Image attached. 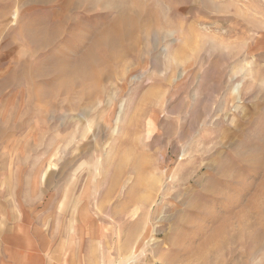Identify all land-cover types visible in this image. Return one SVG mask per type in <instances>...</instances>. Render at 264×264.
<instances>
[{"label": "rangeland", "instance_id": "obj_1", "mask_svg": "<svg viewBox=\"0 0 264 264\" xmlns=\"http://www.w3.org/2000/svg\"><path fill=\"white\" fill-rule=\"evenodd\" d=\"M0 264H264V0H0Z\"/></svg>", "mask_w": 264, "mask_h": 264}]
</instances>
